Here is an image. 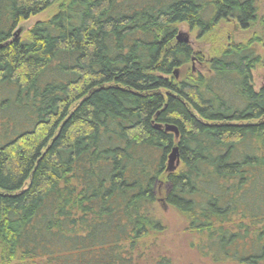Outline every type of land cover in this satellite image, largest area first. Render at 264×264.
Returning <instances> with one entry per match:
<instances>
[{
  "label": "trees",
  "instance_id": "obj_1",
  "mask_svg": "<svg viewBox=\"0 0 264 264\" xmlns=\"http://www.w3.org/2000/svg\"><path fill=\"white\" fill-rule=\"evenodd\" d=\"M58 1L0 0V264H173L158 203L199 257L264 264L261 39L175 40L246 30L259 0H67L14 38Z\"/></svg>",
  "mask_w": 264,
  "mask_h": 264
},
{
  "label": "rangeland",
  "instance_id": "obj_2",
  "mask_svg": "<svg viewBox=\"0 0 264 264\" xmlns=\"http://www.w3.org/2000/svg\"><path fill=\"white\" fill-rule=\"evenodd\" d=\"M65 1L67 0H59L46 11L22 21L14 31V34L19 32L18 38L25 39L26 33L36 23L49 19L57 12L58 6ZM257 7V19L246 30H241L236 21L226 19L220 21L211 33L202 38H198L197 32L191 31L185 24L177 27V34H186L193 50L201 53L205 60L212 55H217L228 42L244 43L254 36L260 37L261 40L255 46V50L264 63V0H259ZM189 67L195 72H204L205 70L204 64L196 62H193ZM253 82L255 90L264 87L263 64L256 67L253 71ZM156 213L166 226L165 233L158 238V244L162 253L168 254L172 258L173 264H212L208 260L199 257L193 249L189 248V236L185 231V222L174 209L163 207L161 203H158L156 205Z\"/></svg>",
  "mask_w": 264,
  "mask_h": 264
},
{
  "label": "water",
  "instance_id": "obj_3",
  "mask_svg": "<svg viewBox=\"0 0 264 264\" xmlns=\"http://www.w3.org/2000/svg\"><path fill=\"white\" fill-rule=\"evenodd\" d=\"M18 34L19 32H17L16 34H14V38H18ZM176 41L178 43H184L187 44L189 43V39L188 36L184 33H178L176 35ZM174 74L176 75L177 72H174ZM165 131L166 132H172L174 133V135L177 137L178 136V132L176 130V128L172 127V126H165ZM178 157H177V149L174 148L172 150V152L170 153L169 157H168V166H167V171L172 173L175 171L176 167L178 166Z\"/></svg>",
  "mask_w": 264,
  "mask_h": 264
}]
</instances>
